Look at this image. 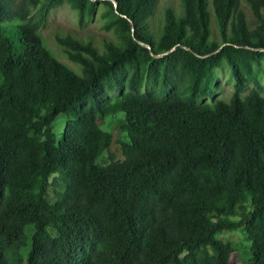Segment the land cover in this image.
<instances>
[{
  "label": "trees",
  "instance_id": "trees-1",
  "mask_svg": "<svg viewBox=\"0 0 264 264\" xmlns=\"http://www.w3.org/2000/svg\"><path fill=\"white\" fill-rule=\"evenodd\" d=\"M113 1L0 0V264H264V0H210L213 38L207 0H179L157 40L156 0ZM62 3L111 34L55 37L78 73L38 31ZM222 59L230 96L199 103ZM118 112L120 157L97 163ZM239 227L247 263L214 238Z\"/></svg>",
  "mask_w": 264,
  "mask_h": 264
},
{
  "label": "rangeland",
  "instance_id": "rangeland-1",
  "mask_svg": "<svg viewBox=\"0 0 264 264\" xmlns=\"http://www.w3.org/2000/svg\"><path fill=\"white\" fill-rule=\"evenodd\" d=\"M13 4L15 1H12ZM171 6L175 15L180 13L179 0H156L154 4L153 11L151 15L147 18V23L150 31L153 33L154 40H157L159 35V28L163 18V8L165 6ZM245 10V6L242 4ZM207 9L209 12V32L210 38L217 36L215 19L210 4V0H207ZM246 12V10H245ZM246 17L249 19V15L246 12ZM39 34L46 45L51 51H53L55 57L64 62L68 67L74 68L78 73L74 64L67 61L63 53L60 51L59 46L55 41L56 36L70 34L78 40H87L90 38L94 45L97 47L98 51H101L100 40L102 38L110 37L111 34L100 28V20L95 15L94 17L86 20L82 25H78L76 22L75 12L71 10L66 3L51 9L47 14L42 25L39 27ZM213 73L216 77V83L213 85L212 89L214 94L212 96H206L198 100L199 103L210 104L215 99H220L227 101L228 97L232 91L233 79L230 75V67L228 63L222 59L220 65L213 69ZM258 80L261 86V94L264 95V65L261 73L258 75ZM252 86V83L248 81L245 85L242 95ZM114 95V93H111ZM123 118V113L118 112L113 115H107L102 119L100 128L111 134V142L107 149H104L96 158V162H102L109 154L113 155L115 159L120 157L119 152V141L125 142L126 136L124 132H118L115 129V123L117 120ZM64 118L59 115L52 122V132L57 140L60 136V132L63 128ZM109 153V154H108ZM108 154V155H107ZM215 239L222 241H230L233 243L235 252L232 255V260L238 263H247L250 259L249 241L246 239L242 227L236 228L234 230H221L214 234Z\"/></svg>",
  "mask_w": 264,
  "mask_h": 264
},
{
  "label": "water",
  "instance_id": "water-1",
  "mask_svg": "<svg viewBox=\"0 0 264 264\" xmlns=\"http://www.w3.org/2000/svg\"><path fill=\"white\" fill-rule=\"evenodd\" d=\"M110 1H111V3H112V6L115 7V2H114L113 0H110ZM132 31H133V26L131 25V26H130V32L132 33ZM136 42H137L139 45H142V46H144L145 48H147L149 54H150L153 58L160 57V56L166 54L167 52H169V51H171V50L173 49V47H171L169 50H167V51H165V52H163V53L153 54V53L151 52L150 47H149L148 44H145V43H143V42L140 41V40H137ZM222 45H224V43H222L219 47H217V48H216L214 51H212L211 53H214V52L218 51L219 48H220ZM252 49H253V50L258 49V50H260V51H263V50H264V48H252ZM211 53H210V54H211ZM204 56H206V55H200V57H204Z\"/></svg>",
  "mask_w": 264,
  "mask_h": 264
}]
</instances>
